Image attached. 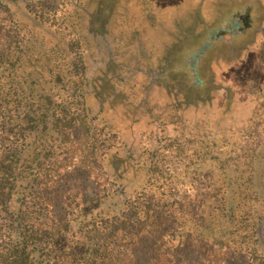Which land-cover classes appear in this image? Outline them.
<instances>
[{"label": "trees", "instance_id": "1", "mask_svg": "<svg viewBox=\"0 0 264 264\" xmlns=\"http://www.w3.org/2000/svg\"><path fill=\"white\" fill-rule=\"evenodd\" d=\"M25 1L0 0V264H264V141L223 149L264 97L239 82L264 1H79L63 29Z\"/></svg>", "mask_w": 264, "mask_h": 264}, {"label": "rangeland", "instance_id": "2", "mask_svg": "<svg viewBox=\"0 0 264 264\" xmlns=\"http://www.w3.org/2000/svg\"><path fill=\"white\" fill-rule=\"evenodd\" d=\"M81 1V3L83 1H88L90 3V6L87 7V3L85 4V8H87V10H91L93 8V3L90 0H46V4L49 5L48 9H46L45 11H43L41 9L42 2L41 1H32L31 5H32V9L35 12H40L42 11L44 13L45 18H48V23L52 29H63L64 27H66V24L63 22V17L69 15L73 10H75V6L78 4V2ZM150 1L153 0H147V2L149 3ZM176 1L177 0H168L167 4H170V7H172L174 10L176 9ZM180 1V0H179ZM264 1V0H263ZM45 2V1H44ZM29 4V1L26 0L25 2H23V7L24 9L27 10V6L24 4ZM18 4H22L21 1L18 2ZM30 5V8H31ZM264 5V4H263ZM202 10V9H201ZM206 10V9H205ZM258 11V10H257ZM261 10H259L260 12ZM157 12V14H156ZM154 12L155 16L158 18H160V12L156 11ZM241 13V12H240ZM239 13V14H240ZM244 13V12H243ZM247 12H245L246 14ZM85 15L86 18L88 20H91L88 16V13L85 11ZM242 15V14H241ZM120 18H117L116 16V20H118ZM260 19V18H258ZM55 21H57L58 23H56ZM236 22L238 23L236 26H243L245 21L242 18L241 21H234L232 20L231 22L222 24L220 26V32L222 34H220L221 36L223 35L224 31L223 30H228V34H234V32H236L233 28H231V24H236ZM117 23V21H116ZM232 24V25H233ZM242 24V25H241ZM119 27V26H118ZM118 27H115L113 34L117 33V31L119 30ZM216 28V27H215ZM203 43V41H202ZM150 47L152 48V46L150 45ZM158 52V51H157ZM157 52H155V55H157ZM158 59V57L153 56L151 57V61H154ZM253 66V65H252ZM249 67L247 70L246 69H242L240 70V74H242L241 77H239V82L240 83H244L245 81L249 82V80L251 78L257 77V78H261L262 75V71L264 69H262L261 71H259V67ZM259 71V72H258ZM229 74V71L227 72ZM226 83H230L226 82ZM260 87H262L260 85ZM257 93V92H256ZM256 98H254V100L252 101L253 104H251L249 106L248 110L242 111V115L241 118L242 121L239 122L237 125L233 124L232 126L228 127L231 128L232 131L237 130L236 133H234L233 136H228L227 140L224 141V145H223V149L224 152L225 151H229L232 144L235 143V149L236 151L242 152L244 147H253L255 144L264 141V97H262L260 94L258 95H254ZM257 99V100H256ZM231 124V123H229ZM230 133H228L229 135ZM231 152V151H229ZM234 154V152H233ZM85 182V185H89L92 180H86V181H81V178L79 179H75V183L76 186L79 187V183ZM81 187V185H80Z\"/></svg>", "mask_w": 264, "mask_h": 264}]
</instances>
